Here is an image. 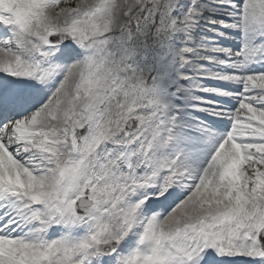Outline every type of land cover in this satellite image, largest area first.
Masks as SVG:
<instances>
[{
    "label": "snow or ice",
    "instance_id": "snow-or-ice-1",
    "mask_svg": "<svg viewBox=\"0 0 264 264\" xmlns=\"http://www.w3.org/2000/svg\"><path fill=\"white\" fill-rule=\"evenodd\" d=\"M0 264H264V0H0Z\"/></svg>",
    "mask_w": 264,
    "mask_h": 264
}]
</instances>
